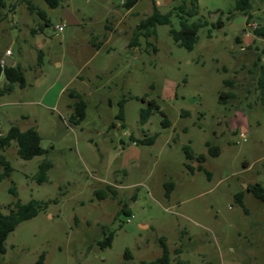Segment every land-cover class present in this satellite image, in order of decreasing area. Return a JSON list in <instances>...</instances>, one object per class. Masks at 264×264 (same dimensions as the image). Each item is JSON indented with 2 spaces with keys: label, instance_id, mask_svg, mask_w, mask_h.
<instances>
[{
  "label": "rangeland",
  "instance_id": "obj_1",
  "mask_svg": "<svg viewBox=\"0 0 264 264\" xmlns=\"http://www.w3.org/2000/svg\"><path fill=\"white\" fill-rule=\"evenodd\" d=\"M125 1L62 0L52 8L7 0L0 12V57L10 49L27 78L17 94L0 95V133L36 128L46 150L25 160L12 141L2 151L13 170L0 181V210L9 213L17 200L47 202L9 234L0 264H33L42 252L47 264H141L162 255V236L171 264H264V201L248 189L264 186V38L253 33L264 25V0L253 2L248 23L233 0H197L210 24L193 50L174 42L171 25H157L150 38L135 34L154 2L174 12L180 29L176 7L191 0ZM71 92L87 105L78 123ZM151 100L160 110L142 123ZM154 135L152 144L133 139ZM46 159L52 165L39 181ZM112 231L111 246L101 247Z\"/></svg>",
  "mask_w": 264,
  "mask_h": 264
},
{
  "label": "trees",
  "instance_id": "obj_2",
  "mask_svg": "<svg viewBox=\"0 0 264 264\" xmlns=\"http://www.w3.org/2000/svg\"><path fill=\"white\" fill-rule=\"evenodd\" d=\"M254 1L255 0H233V10L236 12L246 13V15H248L247 23L252 18V15L249 13V11L251 10ZM45 2L50 7L56 8L61 4L62 0H45ZM135 2L136 0H127L123 4H125V6L127 7H131ZM6 5L7 0H0V12L3 8L6 7ZM29 7L31 8V10H36L39 15L45 19L46 24L49 23V21L46 19V14L44 11L38 10V8H36L32 4H29ZM176 10L179 17L180 29H176L172 26L171 18L174 12L168 11L163 13L159 10V7L154 2L152 13L145 19H143L135 29L137 38L138 35H142L147 38L155 35L157 25H171L170 34L174 42L178 46L184 47L187 50H193L196 42L199 39V30L201 28L209 26L210 22L203 16L199 15L200 12L197 0H191L190 4H181L176 7ZM195 17L196 19L192 20ZM213 27H216V24H213ZM32 31L34 33L36 29H33ZM253 33L258 38H264V25H258L253 30ZM137 38L129 43V47H136L137 44H139ZM2 77L5 78V83L3 87H0V95L6 92H12L15 89L16 85L20 87H24L26 85L25 72L19 63L8 67L7 64L3 65L0 61V80ZM258 86L262 91V96L264 99V66L262 67V72L258 79ZM224 94L225 93L223 92L221 93V99L223 98ZM71 96L77 98V101L74 104L75 112L72 115V119L78 123L85 118L87 105L80 94L71 92ZM154 109L159 111L160 107L154 100H151L148 108L141 111L142 123L147 122ZM118 116L119 118L124 119L123 108L121 109V112ZM164 124L169 125L170 121L168 119H165ZM155 138L156 135L144 139H133L137 143L152 144L154 143ZM12 141L17 142V153L22 159L29 160L35 156L43 155L46 153V150L41 146L42 137L36 128L32 127L22 130L18 126L12 125L6 133L0 134V181L4 177L10 176L13 170L10 161H8L2 155V151L6 147L10 146ZM206 145L208 147V152L210 155H219V147L212 146L209 142H206ZM185 150L187 153V158H192L194 156L187 147L185 148ZM198 158L200 160H205L206 156L205 154H200L198 155ZM51 165V161L48 159L44 160L41 163L39 171L37 173L39 181H45L47 179V171L51 167ZM2 169L3 171H1ZM199 169H203V167L200 166ZM166 187L167 195H170V192L173 188V183H167ZM108 189L112 190L113 193H115L114 189H112L110 186L108 187ZM248 189L256 197L264 201V186L261 183L250 184L248 185ZM10 191L15 196L17 195V191L14 186L10 189ZM238 200L243 204L242 195H238ZM43 204L46 206L47 202H41L39 200L32 199L27 203H22L20 200H17L9 213H3L0 210V253H5L7 250L5 242L9 234L13 232L21 222L38 215ZM123 211L129 213V211H127L126 209H123ZM114 234L115 233L112 231L110 232L108 237L99 241L101 247L111 246ZM160 243L162 246V255L152 261H142L141 264H171V251L163 236L160 238ZM125 257H131V251L129 249L125 251ZM33 264H47L46 253L42 252Z\"/></svg>",
  "mask_w": 264,
  "mask_h": 264
},
{
  "label": "crops",
  "instance_id": "obj_3",
  "mask_svg": "<svg viewBox=\"0 0 264 264\" xmlns=\"http://www.w3.org/2000/svg\"><path fill=\"white\" fill-rule=\"evenodd\" d=\"M126 1H127V0H126ZM134 4H135V3H134ZM134 4H133L131 7H133ZM63 31H64V30H63ZM135 48H136V47H135ZM7 50H10V49H7ZM12 56H13V52H12V54L8 55V54H7V51H6L5 56H1V57H0V61H1L2 59L5 60L6 57H12ZM5 61H6V60H5ZM17 62H18V61L15 60L14 65H15ZM25 77H26V74H25ZM26 86H27V78H26V85H25L24 87H20V86L16 85L15 89H14L11 93H9V94H13V93H14V94H17V92H18V88L24 89ZM5 95H6V93H5V94H2L1 97H5ZM0 134H1V133H0Z\"/></svg>",
  "mask_w": 264,
  "mask_h": 264
},
{
  "label": "built area",
  "instance_id": "obj_4",
  "mask_svg": "<svg viewBox=\"0 0 264 264\" xmlns=\"http://www.w3.org/2000/svg\"><path fill=\"white\" fill-rule=\"evenodd\" d=\"M64 27H65L64 24H59V25H57L56 28H57L58 31L61 32V31L64 30ZM256 27H257V25L254 26V29H255ZM7 54H8V55L12 54V51H11V50H7ZM1 63L4 65V64H6V61H5L4 59H2V60H1ZM243 136H245V135L243 134Z\"/></svg>",
  "mask_w": 264,
  "mask_h": 264
},
{
  "label": "water",
  "instance_id": "obj_5",
  "mask_svg": "<svg viewBox=\"0 0 264 264\" xmlns=\"http://www.w3.org/2000/svg\"><path fill=\"white\" fill-rule=\"evenodd\" d=\"M5 60L8 67L13 66L15 63V59L13 57H6Z\"/></svg>",
  "mask_w": 264,
  "mask_h": 264
}]
</instances>
